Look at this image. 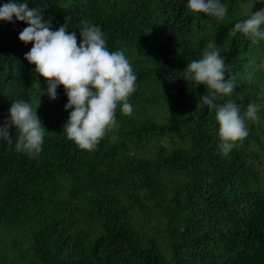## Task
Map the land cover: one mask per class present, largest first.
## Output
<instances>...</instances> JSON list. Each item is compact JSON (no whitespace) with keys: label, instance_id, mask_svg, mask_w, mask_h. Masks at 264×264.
<instances>
[{"label":"trees","instance_id":"obj_1","mask_svg":"<svg viewBox=\"0 0 264 264\" xmlns=\"http://www.w3.org/2000/svg\"><path fill=\"white\" fill-rule=\"evenodd\" d=\"M250 1L222 0L227 14L218 21L190 13L187 0H26L51 24L56 16L55 30L76 32L78 44L82 21L99 26L107 49L123 50L132 65L134 111L117 108L119 128L95 151L67 139L62 85L57 99L40 97L45 78L25 59L32 42L19 39L27 22L0 20V123L13 101H24L39 106L46 129L34 158L15 150L14 127L11 145L0 139V234L9 236L0 264H264V178L254 149L264 133L261 109L224 155L205 86L183 77L214 42L226 78L236 80L215 103L233 102L241 114L258 105L264 82L249 61L264 41L230 34L260 10L243 12Z\"/></svg>","mask_w":264,"mask_h":264},{"label":"clouds","instance_id":"obj_2","mask_svg":"<svg viewBox=\"0 0 264 264\" xmlns=\"http://www.w3.org/2000/svg\"><path fill=\"white\" fill-rule=\"evenodd\" d=\"M186 8L193 15L202 13L218 21L227 14L222 0H187ZM13 17L28 24L19 33V39L26 44L32 42L25 59L35 65L38 77L45 78L46 88L39 83L40 97L57 99V88L62 85L67 96L64 109L70 110L63 131L79 149L95 151L101 139L119 128L117 108L125 116H131L134 111L128 101L136 91L137 76L129 59L123 50L110 52L101 28L87 20L78 27L82 38L78 44L76 32H68L66 24L52 30L51 19L45 20L40 9L29 8L26 0L23 3L8 0L0 6V20L12 22ZM237 33L249 38L252 44L264 41V8L235 22L230 34L235 37ZM225 61L216 44L209 43L202 58L187 64L183 77L195 85L205 86L202 100L210 109H215L218 147L227 155L237 141L248 136L246 121L258 122L260 106L250 102L241 114L240 107L233 102L215 103L218 96H229L236 86L234 76L226 78L229 65ZM251 75L249 72L247 78L251 79ZM37 108L33 109L28 102L13 101L8 118L0 123V139L11 145L10 129L14 127L15 150L29 158L42 151L46 131Z\"/></svg>","mask_w":264,"mask_h":264},{"label":"rangeland","instance_id":"obj_3","mask_svg":"<svg viewBox=\"0 0 264 264\" xmlns=\"http://www.w3.org/2000/svg\"><path fill=\"white\" fill-rule=\"evenodd\" d=\"M251 8H264V2H261V0H251L250 2L242 6V11L249 12ZM57 21L58 19L55 16L51 24L52 30L56 29ZM252 62V66L255 71L261 73L259 81L264 82V49L258 51L257 56H255ZM257 103L261 109L260 119L264 123V95L258 96ZM260 138L261 143L259 145H256L254 149L257 155L256 164L258 168L262 171V177L264 178V133L260 134ZM262 185L264 186V182L262 183ZM0 242H5L6 244H9V236L6 233L0 234ZM22 245L24 246V244ZM1 248H3V246L0 244V249ZM7 255L10 256V253L8 252Z\"/></svg>","mask_w":264,"mask_h":264}]
</instances>
